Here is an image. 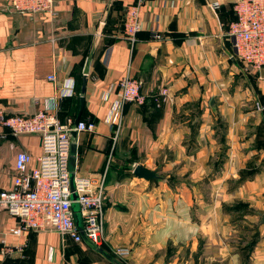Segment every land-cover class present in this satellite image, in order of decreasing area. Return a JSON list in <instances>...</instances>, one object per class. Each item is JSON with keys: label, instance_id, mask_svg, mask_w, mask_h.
Returning a JSON list of instances; mask_svg holds the SVG:
<instances>
[{"label": "crops", "instance_id": "obj_1", "mask_svg": "<svg viewBox=\"0 0 264 264\" xmlns=\"http://www.w3.org/2000/svg\"><path fill=\"white\" fill-rule=\"evenodd\" d=\"M211 1L55 0L50 15L17 14L0 0V117L41 109L75 117L85 73L80 119L95 127L71 139L69 168L105 189L98 243L63 242L50 230L6 233L16 218L0 209V248L8 246L0 264H264V110L254 107L264 103V67L234 55L231 0L215 11ZM129 5L140 25L133 40L123 35ZM126 72L141 80L145 99L123 103L118 127L106 115ZM18 149L33 167L40 136L13 134L0 121V188L12 186ZM136 163L161 176H135ZM182 177L208 184L166 183ZM116 246L130 255L118 257Z\"/></svg>", "mask_w": 264, "mask_h": 264}, {"label": "built area", "instance_id": "obj_2", "mask_svg": "<svg viewBox=\"0 0 264 264\" xmlns=\"http://www.w3.org/2000/svg\"><path fill=\"white\" fill-rule=\"evenodd\" d=\"M235 17L228 22L226 34L232 41L234 55L247 67H264V0H231ZM219 1L212 0V11ZM8 10L17 14L45 12L56 13L55 0H6ZM136 5H129L123 18V35L133 40L139 29ZM160 37L159 33L154 34ZM54 79V75H49ZM118 97L111 103L106 121L119 127L123 118V103L132 101L143 103L145 96L140 91L141 80L126 72L116 82ZM109 86L103 97H107ZM73 81L66 92L72 93ZM168 96L167 88L160 90L158 102ZM254 107L264 110V103L254 102ZM0 121L13 134L36 133L40 136L41 150L37 163L29 167L32 155L24 149H18L14 155L13 183L10 188H0V209L16 218L6 233L23 235L29 229L56 231L64 242L67 237L79 242L85 236L98 243L104 231V182L102 179L78 176L74 174L73 188L70 183V130L91 131L95 127L93 120L74 119L67 116L64 120L50 110L41 109L31 114L1 115ZM75 193V198L72 197ZM76 201L80 208V225L75 222L72 203ZM4 239H2V242ZM8 246L2 244L0 251ZM114 253L120 258L130 255V248L116 246Z\"/></svg>", "mask_w": 264, "mask_h": 264}, {"label": "water", "instance_id": "obj_3", "mask_svg": "<svg viewBox=\"0 0 264 264\" xmlns=\"http://www.w3.org/2000/svg\"><path fill=\"white\" fill-rule=\"evenodd\" d=\"M85 86H86V74L84 73L82 75L81 86H80L79 107H78L77 114L74 117V121H73L74 124H76L77 121L80 119L81 111L84 105ZM76 133H77V130L75 128H72L70 130L72 140L75 139ZM71 149L74 150V142H71ZM132 172L135 176L143 177L145 179H152V178L156 179L161 176L159 173H157V169L146 167L145 165L140 164V163H136L133 166ZM73 178H74V173L70 172L71 188H73ZM75 196H76L75 193H72V197L75 198ZM72 209L75 214V222L77 225H80V208H79V204L76 201L72 203Z\"/></svg>", "mask_w": 264, "mask_h": 264}, {"label": "rangeland", "instance_id": "obj_4", "mask_svg": "<svg viewBox=\"0 0 264 264\" xmlns=\"http://www.w3.org/2000/svg\"><path fill=\"white\" fill-rule=\"evenodd\" d=\"M166 183H167V185H175V186H178L179 188H185V189H187V187H190L191 189H192V186L194 187V189H196L197 187L198 188H200L201 190H204V188H206V186H207V182H200V183H192V182H187L186 180H185V177H182V179L181 180H179V181H177V180H175V182L173 181V182H168V181H166ZM115 248V247H114ZM119 257V256H118ZM123 259V258H122Z\"/></svg>", "mask_w": 264, "mask_h": 264}, {"label": "trees", "instance_id": "obj_5", "mask_svg": "<svg viewBox=\"0 0 264 264\" xmlns=\"http://www.w3.org/2000/svg\"><path fill=\"white\" fill-rule=\"evenodd\" d=\"M125 13V12H124ZM234 17H235V15H234ZM124 18V17H123ZM78 102H79V97H78ZM71 117H73V119H74V116H71ZM64 120V119H63ZM241 206H243V203H241V202H239V203H233L232 205H230V207L231 208H235V207H241Z\"/></svg>", "mask_w": 264, "mask_h": 264}]
</instances>
